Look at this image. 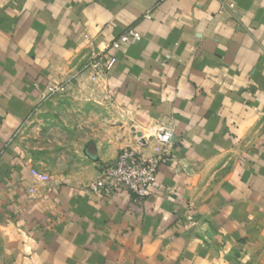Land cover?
I'll return each mask as SVG.
<instances>
[{
  "label": "crops",
  "instance_id": "obj_1",
  "mask_svg": "<svg viewBox=\"0 0 264 264\" xmlns=\"http://www.w3.org/2000/svg\"><path fill=\"white\" fill-rule=\"evenodd\" d=\"M228 2L0 0V264H264V0ZM93 51L117 57L98 79ZM50 84L100 113L81 164L40 181L18 136ZM160 129L173 146L141 202L89 191Z\"/></svg>",
  "mask_w": 264,
  "mask_h": 264
},
{
  "label": "built area",
  "instance_id": "obj_2",
  "mask_svg": "<svg viewBox=\"0 0 264 264\" xmlns=\"http://www.w3.org/2000/svg\"><path fill=\"white\" fill-rule=\"evenodd\" d=\"M223 5L229 7L232 3L228 0H220ZM140 33L134 28H127L120 36L111 42L114 49H122L140 39ZM117 57L113 54L102 57L97 51H93L84 69L89 70L93 79L105 75L116 63ZM48 94L62 92L63 86L48 85ZM155 143L150 153L133 147L122 148L113 163L100 168L99 174L93 180L88 189L98 196H110L117 190H125L131 194L134 202H141L152 188L159 166L168 159L173 146L172 134L168 129H160L153 136ZM140 143H143L140 140ZM36 180L45 181L47 175L36 169L31 170Z\"/></svg>",
  "mask_w": 264,
  "mask_h": 264
},
{
  "label": "rangeland",
  "instance_id": "obj_3",
  "mask_svg": "<svg viewBox=\"0 0 264 264\" xmlns=\"http://www.w3.org/2000/svg\"><path fill=\"white\" fill-rule=\"evenodd\" d=\"M99 113L98 107L83 104L66 92L48 96L21 130L18 143L27 158L42 162L40 166L50 178L59 171L56 163L61 159L81 164L78 159L81 147L88 137L89 126L96 124L97 117L92 115Z\"/></svg>",
  "mask_w": 264,
  "mask_h": 264
},
{
  "label": "water",
  "instance_id": "obj_4",
  "mask_svg": "<svg viewBox=\"0 0 264 264\" xmlns=\"http://www.w3.org/2000/svg\"><path fill=\"white\" fill-rule=\"evenodd\" d=\"M84 152L88 155V156H90L91 158H93V159H96L95 158V155H91L90 153H89V151L86 149V150H84Z\"/></svg>",
  "mask_w": 264,
  "mask_h": 264
}]
</instances>
